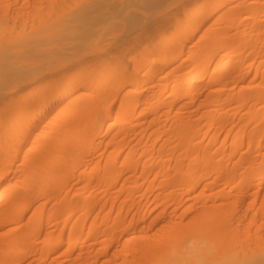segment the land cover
I'll use <instances>...</instances> for the list:
<instances>
[{"label": "rangeland", "instance_id": "1", "mask_svg": "<svg viewBox=\"0 0 264 264\" xmlns=\"http://www.w3.org/2000/svg\"><path fill=\"white\" fill-rule=\"evenodd\" d=\"M92 1L0 0V27L10 33L6 40L20 38ZM113 2L114 7L104 10L113 11L117 22H98L104 34L90 38L87 50L104 47L113 28L143 12L167 17L168 27L153 38L152 49L140 56L144 64L139 72L129 56L142 46L136 42L130 47L123 62L133 74L125 85L120 82V64L95 66L83 78L86 85L61 106L72 111L73 120L57 117L59 110L46 114L48 105L41 108L46 97L26 107L20 103L5 109L0 138L12 137L0 146V173L10 165L20 167L26 162L25 152L38 146L45 149L43 163L48 171L32 179L29 188L18 189L15 204L24 203V208L0 222V263L42 264L39 253L64 234L67 241L58 245L47 264H121L134 257L129 251L134 244L131 236L148 233L143 241L154 243L157 237L151 235L158 228H170L176 224L173 221L186 222V217L198 213L221 211L228 218L210 242L211 253L195 264L240 258L246 264H264V184L260 181L264 171V0ZM136 31L124 37L135 41ZM218 43L233 48L208 62L207 55ZM227 52L238 61L217 78L215 74L221 71L216 66ZM197 58L209 71L196 83L199 89L194 95H177L173 92L175 74L183 71L180 82L184 84ZM146 68L155 73L142 77ZM76 78L63 76L57 83L69 79L75 83ZM141 78L144 86L135 95L134 85ZM31 89L25 87L19 93L24 97ZM19 114L25 118L11 117ZM130 152L137 161L133 171L124 164ZM147 154L153 161L145 165ZM197 155L207 158L195 162ZM35 169L19 179H27ZM198 176L201 180L196 182ZM85 200L90 205L88 216L80 207ZM157 200L158 205L152 207L151 202ZM142 210L157 216V221L142 222ZM119 215L123 220L116 222ZM70 216L78 220L75 225L64 221ZM93 227L97 228L94 235L90 234ZM22 232L21 252L4 255L9 235ZM77 236L82 242L70 244ZM174 243L175 239L165 240L163 251L172 249ZM229 251V257L221 259ZM154 258L150 255L147 263L153 264Z\"/></svg>", "mask_w": 264, "mask_h": 264}, {"label": "bare ground", "instance_id": "2", "mask_svg": "<svg viewBox=\"0 0 264 264\" xmlns=\"http://www.w3.org/2000/svg\"><path fill=\"white\" fill-rule=\"evenodd\" d=\"M113 1L93 0L86 7L73 11L67 16H58L20 38L7 37L6 40V34L10 35V33L5 28L0 27V117L7 107L15 108L20 103L23 107H26L28 103L46 97L41 107L43 108L44 104L48 105V108L44 110L46 114L59 110L58 116L56 113L57 117L62 115V119L66 118L71 121L73 120L72 111L66 108L63 109L61 106L68 102L70 95L74 91L86 85L83 78L95 66L120 64L123 73L120 82L123 85L128 82L129 75L133 74V69L138 72L141 70L144 63L139 61L140 56L147 54L152 49L153 38L162 34L168 27V18L157 16V14L149 16L143 12V15L135 16L130 21L123 22L119 27L113 28L112 38L106 42L104 47H99L97 51L87 50L86 44L90 38L94 36L100 38L104 34V29L99 26L98 22L104 19L117 22L113 11L104 10L107 6L110 8L114 7L116 4ZM149 2L151 3L150 5H156L160 3V0H149ZM216 8H220V6L216 5ZM85 23L86 26L84 27ZM135 29H137L135 35L137 40L133 41L132 37L129 36L124 37L125 34H130ZM71 37L72 39H70ZM136 42L142 48L129 56V59L134 62L133 69H130L129 65L123 62V57L127 55L130 47ZM232 48V44L218 43L214 50L207 55L208 62L215 61L222 50L227 49V51H230ZM201 60L200 58L195 60L194 66L191 68V72L188 74L184 84L180 82L184 73L182 70H178L175 74L176 83L173 85V92L177 91V95L182 93L191 96L198 91L199 88L196 83L209 71L208 66L203 67ZM237 61V58L232 53L227 52L221 63L216 66L221 72L219 74L214 73L215 76L218 78V76L229 73L230 68ZM115 69L118 68L115 67ZM153 73H155L154 69L146 68L141 75L145 78ZM63 76L77 77L76 79L79 81L72 83L69 79L58 85L57 80ZM29 86L32 89L22 97L19 91ZM143 86L144 79L141 78L134 85V94L136 95ZM62 110L63 113H61ZM56 116L54 117L56 118L55 120L59 119ZM11 117H14L15 120L25 118L23 114L12 115ZM10 137L12 135L8 136V138ZM6 138H0V146L4 142L8 143V138ZM28 138L29 135L21 141V149L27 143ZM25 156L26 162L20 167L10 165L0 173V176L3 175L5 178L4 180L0 179V222L12 214L13 211L24 208V203L15 204L18 200L16 196L18 189L29 188L32 184V179L44 175L48 171V168L43 163L45 157L44 148L38 146L36 150H28L25 152ZM147 157L150 158L147 163L145 162V165L153 161L150 154H147ZM126 158L124 160L125 166L129 171H133L137 166L136 156L130 152L126 155ZM193 158V161L196 162L198 160L205 161L207 157L197 155ZM74 160L77 162L79 156L74 157ZM178 165L177 171L180 173L181 167L179 163ZM31 168L36 169L30 172L27 179L20 180L19 175L26 174ZM113 173L114 171H110V179L115 178ZM6 175L10 176L7 177ZM200 180L201 177L198 176L195 181L199 182ZM260 181L264 184L263 170ZM175 200L184 205L178 198H175ZM158 203L157 200L151 202L150 205L155 207ZM89 206L87 200L80 205L83 213L87 216ZM141 215L144 223L154 224L158 218L143 210ZM227 218L225 213L215 211L211 215L202 212L186 217V222L184 219L173 221V223H176L174 226L165 229H162L164 227L158 228L155 231L156 233H152V237H157V241L154 243L143 241L145 238H149L148 233L142 235L140 232L133 235L131 237L134 244L129 251L133 253L134 257L132 260L125 258L121 264H148L147 260L150 259V255H155L153 264H188L189 262L195 264L197 259L209 256L208 254L211 253L210 242H212L213 237L220 230L219 227ZM122 220L123 217L121 215L115 218L116 222H121ZM64 221L71 225H75L78 222L71 216L65 218ZM26 232L29 231L24 230V233ZM96 232V227L90 230L92 235ZM22 234L23 232L17 234V236L9 235L7 248L3 251L4 255H13L15 252H21L23 248ZM138 238H142L141 241ZM168 239H175V243L172 249L163 251V242ZM66 241L67 236L64 234H61L60 239L57 241H49L45 245L46 249L39 253L38 259L42 264H47V260L55 254L58 245ZM81 242L82 239L79 236L69 241L70 244ZM173 253L175 254L173 255ZM225 253L228 254L231 251ZM229 255L221 256V259L226 260ZM217 259L219 260V258ZM232 261L230 263L228 261L222 262V264H246V259L244 258L237 259L236 262ZM0 264H21V262L18 260L17 262H3Z\"/></svg>", "mask_w": 264, "mask_h": 264}]
</instances>
